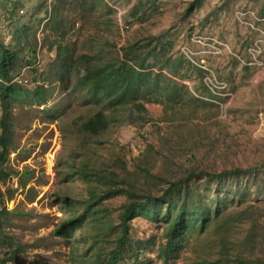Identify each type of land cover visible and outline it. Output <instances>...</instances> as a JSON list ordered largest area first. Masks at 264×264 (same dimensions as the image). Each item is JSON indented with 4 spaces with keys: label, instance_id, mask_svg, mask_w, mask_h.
Listing matches in <instances>:
<instances>
[{
    "label": "rangeland",
    "instance_id": "1",
    "mask_svg": "<svg viewBox=\"0 0 264 264\" xmlns=\"http://www.w3.org/2000/svg\"><path fill=\"white\" fill-rule=\"evenodd\" d=\"M193 1L0 0V39L18 53L12 77L30 94L9 118L0 264L107 259L125 195L94 204L68 235L55 229L91 201L98 182L82 173L111 171L140 195L186 180L161 212L185 202L189 218L170 254L163 221L132 219L118 264H264V0ZM127 52L146 66L138 94L91 91L87 70L121 66ZM38 85L51 92L44 104L29 98ZM100 109L108 128L82 130ZM201 171L226 174L190 176Z\"/></svg>",
    "mask_w": 264,
    "mask_h": 264
},
{
    "label": "trees",
    "instance_id": "2",
    "mask_svg": "<svg viewBox=\"0 0 264 264\" xmlns=\"http://www.w3.org/2000/svg\"><path fill=\"white\" fill-rule=\"evenodd\" d=\"M198 2L199 0H196L195 2L193 1V3ZM62 29L63 30L61 31V27L58 25L49 27V30L59 37H64L66 33V27ZM64 50H66L65 46H58L57 59H60L64 55ZM130 55H132V52H127L125 54L126 62L118 67L107 65L95 70H87V68V72L83 79L91 82V91L98 92L105 90L106 93H109L113 89L118 88V86H122L121 97L129 95L132 98L133 94H138L140 91L139 85L142 82L144 72L137 70V68L144 70L146 69V66L144 63L135 62ZM17 56L18 53L13 51L10 46L5 45L0 39V107L2 112L0 117V181H5L11 173V171L4 172L2 166L7 160L8 151L12 148V130L9 118L13 100L23 95L30 96L26 90L21 88L20 84L12 82L15 78L12 77V71L15 67ZM35 61V58L27 59L28 65H33ZM128 62H132V64L130 65ZM31 92L32 96L29 98L33 99V101L38 104H44L51 96V92L43 85L36 86ZM128 110L130 111L131 108ZM129 115L131 118H134L133 111H130ZM80 126L82 130L86 132L93 135H99L108 128L109 121L107 115H105L104 111L100 109L84 120ZM82 174L86 179L94 178L99 184H91L90 187L92 188L89 189L91 201L86 204L85 212L65 218L55 229L56 234L65 236L70 232L81 228L87 220L88 210L94 204H98L104 199L116 195H125L126 201L122 205V211L119 214L120 234L115 240V249L110 252L107 259L97 261L94 264H118L122 260V251L127 239L129 222L139 216L144 217L147 220H153L155 222L163 221L165 223L163 233L166 240V246L163 248V253L170 254L173 250L177 249L178 242L181 240L189 226L187 206L185 202L181 203L179 206L175 203L168 205L163 213L161 210L163 204H165L169 198L175 193H181L186 188V180L179 179L170 182L169 186L163 190L162 194L157 196L150 193L140 195L133 189L123 188L125 179L121 178V175L116 171L90 172ZM225 174L226 173L214 174L201 171L199 173L193 172L190 176H206L210 179H217ZM10 193V189L7 190V194L10 195ZM4 198L5 195L0 189V215L6 211L3 204ZM196 217L200 223H203L206 219V215L203 211L198 213ZM3 262L4 260L2 259L1 264Z\"/></svg>",
    "mask_w": 264,
    "mask_h": 264
},
{
    "label": "built area",
    "instance_id": "3",
    "mask_svg": "<svg viewBox=\"0 0 264 264\" xmlns=\"http://www.w3.org/2000/svg\"><path fill=\"white\" fill-rule=\"evenodd\" d=\"M37 60V59H36ZM37 64H38V62L37 61H35V63L33 64V66L35 67V66H37ZM26 81H28V79L26 78H23V76L22 75H19V76H17V77H15L14 79H13V83L14 82H16V83H18V84H22L23 82H26Z\"/></svg>",
    "mask_w": 264,
    "mask_h": 264
}]
</instances>
